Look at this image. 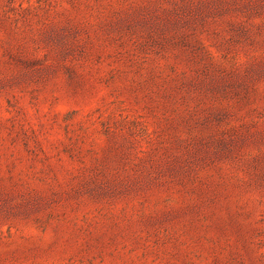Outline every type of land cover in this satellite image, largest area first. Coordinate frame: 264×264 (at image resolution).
<instances>
[{
  "label": "rangeland",
  "instance_id": "rangeland-1",
  "mask_svg": "<svg viewBox=\"0 0 264 264\" xmlns=\"http://www.w3.org/2000/svg\"><path fill=\"white\" fill-rule=\"evenodd\" d=\"M0 264H264V0H0Z\"/></svg>",
  "mask_w": 264,
  "mask_h": 264
}]
</instances>
